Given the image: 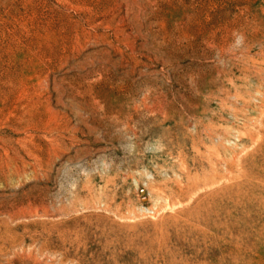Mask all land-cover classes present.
I'll use <instances>...</instances> for the list:
<instances>
[{"label":"rangeland","instance_id":"374dc122","mask_svg":"<svg viewBox=\"0 0 264 264\" xmlns=\"http://www.w3.org/2000/svg\"><path fill=\"white\" fill-rule=\"evenodd\" d=\"M0 264H264V0H0Z\"/></svg>","mask_w":264,"mask_h":264}]
</instances>
